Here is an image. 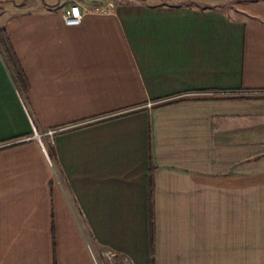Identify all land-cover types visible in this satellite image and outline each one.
I'll return each instance as SVG.
<instances>
[{
    "label": "crops",
    "instance_id": "crops-1",
    "mask_svg": "<svg viewBox=\"0 0 264 264\" xmlns=\"http://www.w3.org/2000/svg\"><path fill=\"white\" fill-rule=\"evenodd\" d=\"M219 1L2 17L0 264H264V0Z\"/></svg>",
    "mask_w": 264,
    "mask_h": 264
},
{
    "label": "built area",
    "instance_id": "built-area-1",
    "mask_svg": "<svg viewBox=\"0 0 264 264\" xmlns=\"http://www.w3.org/2000/svg\"><path fill=\"white\" fill-rule=\"evenodd\" d=\"M70 7L71 8L68 14L66 15L65 22L69 27L78 26L81 24L82 18L84 16L82 12V8L80 7L79 4H74ZM114 8H115V4L111 2L108 3L107 5H98L95 8V11L99 14L108 15L114 10ZM257 95H264V92H260ZM56 133L57 131L54 130H50L47 132V137L51 138L52 143L54 139L53 136H55ZM35 138H37L39 142L43 145V135L38 133L36 130H35ZM104 258L109 261L108 264H131L127 258H122L121 260L117 261L116 260L117 256L112 251L104 252Z\"/></svg>",
    "mask_w": 264,
    "mask_h": 264
},
{
    "label": "trees",
    "instance_id": "trees-1",
    "mask_svg": "<svg viewBox=\"0 0 264 264\" xmlns=\"http://www.w3.org/2000/svg\"><path fill=\"white\" fill-rule=\"evenodd\" d=\"M0 53L5 59L7 67L17 85L16 87H18L20 91V94L24 98H27L29 84L4 27L0 28Z\"/></svg>",
    "mask_w": 264,
    "mask_h": 264
},
{
    "label": "rangeland",
    "instance_id": "rangeland-1",
    "mask_svg": "<svg viewBox=\"0 0 264 264\" xmlns=\"http://www.w3.org/2000/svg\"><path fill=\"white\" fill-rule=\"evenodd\" d=\"M35 1H39V0H0V20L2 19V17H5V15H12L13 12H15L17 9L19 10L22 8H28V6L34 5ZM72 1L78 3L77 1L79 0H72ZM130 1H140V0H111V2L114 4H116V2L123 3ZM161 1H165V0H161ZM239 1H247V0H224V1H219L216 4H218V6H221L227 12L234 13L236 5ZM0 28H3L1 23H0Z\"/></svg>",
    "mask_w": 264,
    "mask_h": 264
}]
</instances>
